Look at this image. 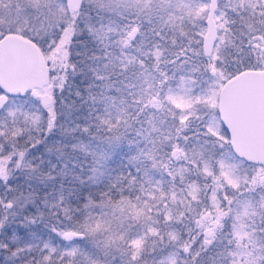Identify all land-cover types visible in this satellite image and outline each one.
Returning a JSON list of instances; mask_svg holds the SVG:
<instances>
[{"label":"snow or ice","instance_id":"1","mask_svg":"<svg viewBox=\"0 0 264 264\" xmlns=\"http://www.w3.org/2000/svg\"><path fill=\"white\" fill-rule=\"evenodd\" d=\"M0 264H264V0H0Z\"/></svg>","mask_w":264,"mask_h":264}]
</instances>
